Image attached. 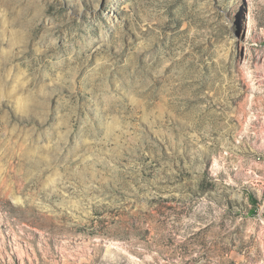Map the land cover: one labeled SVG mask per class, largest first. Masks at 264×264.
<instances>
[{"label": "rangeland", "instance_id": "374dc122", "mask_svg": "<svg viewBox=\"0 0 264 264\" xmlns=\"http://www.w3.org/2000/svg\"><path fill=\"white\" fill-rule=\"evenodd\" d=\"M0 264H264V0H0Z\"/></svg>", "mask_w": 264, "mask_h": 264}]
</instances>
